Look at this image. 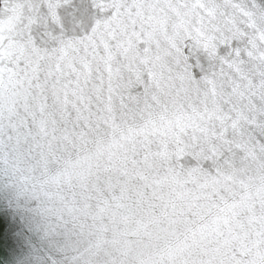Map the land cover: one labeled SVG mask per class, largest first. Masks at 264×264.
<instances>
[{"label": "snow or ice", "instance_id": "6c2138e0", "mask_svg": "<svg viewBox=\"0 0 264 264\" xmlns=\"http://www.w3.org/2000/svg\"><path fill=\"white\" fill-rule=\"evenodd\" d=\"M0 3V178L97 158L64 264H132L150 229L184 238L166 264H264V0Z\"/></svg>", "mask_w": 264, "mask_h": 264}, {"label": "water", "instance_id": "95a60500", "mask_svg": "<svg viewBox=\"0 0 264 264\" xmlns=\"http://www.w3.org/2000/svg\"><path fill=\"white\" fill-rule=\"evenodd\" d=\"M111 151L115 153L119 150L113 148ZM88 155L85 152L80 158L73 156L64 165L67 176L72 177L70 184L64 176L57 183L41 176L39 172L25 173L22 179L27 180L29 186L20 190L0 178V264H64V250L68 241L54 225L60 213L66 219L70 218L68 209L73 207L72 194L81 191L76 176L86 175L90 168H95L97 158H84ZM107 158L105 152L100 160L107 161ZM36 178L37 186L33 189L31 185ZM256 183H259L258 179ZM75 199L81 201L82 197L77 195ZM74 214L79 215L78 212ZM149 231L152 232L151 236L141 233L123 238L120 246L126 244L132 250V264H139L140 261L143 264H166L165 252L184 242L183 236L179 234L172 236L156 229Z\"/></svg>", "mask_w": 264, "mask_h": 264}]
</instances>
